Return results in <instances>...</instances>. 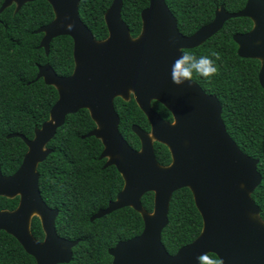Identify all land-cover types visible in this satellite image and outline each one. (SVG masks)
Masks as SVG:
<instances>
[{"label": "water", "instance_id": "water-1", "mask_svg": "<svg viewBox=\"0 0 264 264\" xmlns=\"http://www.w3.org/2000/svg\"><path fill=\"white\" fill-rule=\"evenodd\" d=\"M36 0H3L0 13L12 3L17 11ZM54 18L35 32L43 33L39 48L48 55L49 43L59 36L72 39L74 68L68 76H58L48 65L38 66L35 80L56 88L58 97L49 111V119L34 130L33 138L18 133L26 148L18 169L10 176L0 170V196L18 197L13 210H0V230L11 235L34 258L36 264H66L79 240L59 237L54 221L57 209L49 208L38 188L37 166L52 152L45 148L57 128L69 114L81 109L97 125L85 136H93L103 146L99 159L104 167L114 166L124 180L122 190L105 209L90 221L123 207H131L143 221L142 231L108 249L111 264H201L200 257L214 254L220 264H264V222L251 194L261 181L257 159L243 154L229 136L221 118L218 99L206 94L192 82L176 86L171 69L182 50L195 48L217 33L230 18L246 17L252 27L235 33L232 40L240 58L260 61L258 82L264 88V0H246L237 12L221 6L211 22L191 35L178 31L174 15L164 0H149L140 13L141 32L130 36L121 19V0H112L104 14L107 37L94 39L78 14L79 0H45ZM68 24L73 29L67 28ZM147 118L150 131L137 125L131 130L140 141L133 150L118 131L119 117L113 105L116 97L129 92ZM157 101L172 115L163 120L151 107ZM84 136V137H85ZM165 145L171 162L160 166L153 142ZM188 188L202 219L200 234L189 244L169 254L161 243V231L167 224L172 194ZM153 193V209L141 206V197ZM37 216L44 238L35 240L30 221Z\"/></svg>", "mask_w": 264, "mask_h": 264}, {"label": "trees", "instance_id": "trees-1", "mask_svg": "<svg viewBox=\"0 0 264 264\" xmlns=\"http://www.w3.org/2000/svg\"><path fill=\"white\" fill-rule=\"evenodd\" d=\"M120 16L130 36L141 32L140 13L149 0H121ZM174 15L178 31L191 35L208 24L217 8L227 12L241 10L246 0H164ZM3 0H0V6ZM112 0H79L78 12L83 24L97 41L107 37L104 14ZM53 12L45 0H36L20 7L12 4L0 13V170L12 175L20 166L27 151L24 142L7 135L18 133L32 139L34 130L49 119V111L58 94L56 88L35 80L38 66L49 64L59 76L73 71L72 40L68 36L54 38L48 55L39 48L42 33L35 31L53 20ZM252 27L246 17L228 19L222 28L201 45L183 50L196 56L218 53V73L205 79L194 75L193 81L221 105V118L229 136L239 150L257 159L261 181L251 197L264 218V88L258 82L260 61L240 58L232 40L235 33H245ZM153 109L166 121L170 112L157 101ZM119 122V133L133 149L140 142L131 131L136 124L144 131L149 122L134 100H114ZM96 128L88 110L81 109L66 116L62 126L47 146L53 151L37 166L38 188L43 202L58 210L54 227L56 234L68 240H79L72 248V258L66 264H111L108 249L118 241L138 235L143 221L131 207H123L90 221L97 210L113 201L123 186V180L114 166L103 168L105 159L99 160L101 141L85 136ZM85 136V137H84ZM154 155L158 164L170 163L167 147L154 142ZM18 198L0 196V210H13ZM141 206L147 212L153 209V193L141 197ZM167 224L161 231V243L169 254L192 242L201 232L202 219L188 188L175 191L168 206ZM30 232L41 241L43 231L39 219H31ZM201 264H220L214 254L200 257ZM0 264H36L21 245L9 234L0 230Z\"/></svg>", "mask_w": 264, "mask_h": 264}, {"label": "clouds", "instance_id": "clouds-1", "mask_svg": "<svg viewBox=\"0 0 264 264\" xmlns=\"http://www.w3.org/2000/svg\"><path fill=\"white\" fill-rule=\"evenodd\" d=\"M69 30L73 29L72 24H68ZM213 57L210 56H196L189 52H181V55L172 65L171 80L176 86H183L185 83L189 85L193 82L194 75L208 79L214 77L218 73L217 61L220 60L218 53H214ZM264 222V218H260Z\"/></svg>", "mask_w": 264, "mask_h": 264}, {"label": "flooded vegetation", "instance_id": "flooded-vegetation-1", "mask_svg": "<svg viewBox=\"0 0 264 264\" xmlns=\"http://www.w3.org/2000/svg\"><path fill=\"white\" fill-rule=\"evenodd\" d=\"M29 3V2H28ZM12 4H14V3H12ZM11 4V5H12ZM26 4V3H25ZM79 4V3H78ZM15 5V4H14ZM50 5V4H49ZM15 8H16V5H15ZM53 12V11H52ZM78 14H79V12H78ZM54 15V14H53ZM54 18V17H53ZM188 36V35H187ZM42 37H43V33H42ZM42 39V38H41ZM53 40V39H52ZM51 40V41H52ZM72 40V39H71ZM41 41V40H40ZM40 44V43H39ZM50 44V43H49ZM72 48H73V43H72ZM43 49V48H42ZM45 52V51H44ZM182 52H183V50H182ZM46 55V54H45ZM73 58V57H72ZM73 64H74V61H73ZM49 65V64H48ZM73 68H74V66H73ZM38 72V71H37ZM59 76V75H58ZM116 98H120V99H122L123 101H129L131 98L134 100V98H133V94H132V92L130 91L129 92V94H128V96H127V98H121V97H116ZM116 98H114V100L116 99ZM114 100H113V105H114ZM154 101V100H153ZM153 101H151V107H152V109H153V106H152V103H153ZM134 102H135V100H134ZM136 103V102H135ZM137 105V104H136ZM139 108V107H138ZM115 109V108H114ZM154 110V109H153ZM155 111V110H154ZM156 112V111H155ZM117 113V112H116ZM157 113V112H156ZM158 114V113H157ZM171 114V113H170ZM159 115V114H158ZM160 116V115H159ZM172 116V115H171ZM119 117V116H118ZM163 119V118H162ZM164 120V119H163ZM166 121V120H165ZM119 122H120V119H119ZM167 122H172V120L171 121H167ZM133 125H136V124H133ZM96 127H97V125H96ZM118 127H119V124H118ZM142 129V128H141ZM118 131H119V128H118ZM132 131V130H131ZM149 131H150V129H149ZM149 131L147 132V133H149ZM146 132V131H145ZM121 135V134H120ZM123 138V137H122ZM140 142V141H139ZM154 142H156V141H154ZM153 142V143H154ZM48 144V143H47ZM129 145V144H128ZM131 147V146H130ZM45 148H49V149H51L52 151H53V149L52 148H50V147H48L47 145L45 146ZM132 148V147H131ZM102 149H103V146H102ZM133 149V148H132ZM133 150H135V151H139L140 150V147H139V149H133ZM102 152V151H101ZM153 152H154V148H153ZM101 154V153H100ZM170 154V153H169ZM100 156V155H99ZM155 156V155H154ZM171 157V156H170ZM98 159H99V157H98ZM103 159H105V162H104V164H103V168H107V167H104V165H105V163H106V161L108 160L107 158H103ZM103 159H99V160H103ZM156 159V158H155ZM157 162V161H156ZM170 162H171V160H170ZM158 163V162H157ZM170 164V163H169ZM168 164V165H169ZM160 165V164H159ZM160 166H162V165H160ZM164 166H167V165H164ZM109 167V166H108ZM117 170V169H116ZM118 172V171H117ZM120 174V173H119ZM121 176V175H120ZM122 177V176H121ZM122 180H123V178H122ZM123 185H124V180H123ZM122 188H123V186H122ZM122 188H121V190H122ZM120 190V191H121ZM119 191V192H120ZM118 192V193H119ZM117 193V194H118ZM117 196V195H116ZM15 198V197H14ZM18 198V197H17ZM116 198V197H115ZM115 200V199H114ZM109 202H111V201H109ZM109 202H108V204H109ZM108 204H107V206H108ZM106 206V207H107ZM105 207V208H106ZM105 208H102V209H105ZM52 209H55V208H52ZM4 210H6V209H4ZM100 210V209H99ZM98 211V210H97ZM58 215V214H57ZM33 217H37V216H33ZM32 217V218H33ZM31 218V219H32ZM38 218V217H37ZM56 219V218H55ZM39 222H40V220H39ZM54 223H55V221H54ZM30 225H31V221H30ZM40 226H41V223H40ZM44 234V233H43ZM32 235V234H31ZM43 238H44V236H43ZM36 240V239H35ZM43 240V239H42ZM41 240V241H42ZM41 241H39V242H41Z\"/></svg>", "mask_w": 264, "mask_h": 264}]
</instances>
